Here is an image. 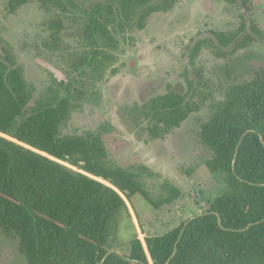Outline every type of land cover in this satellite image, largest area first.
Here are the masks:
<instances>
[{
	"label": "trees",
	"instance_id": "trees-1",
	"mask_svg": "<svg viewBox=\"0 0 264 264\" xmlns=\"http://www.w3.org/2000/svg\"><path fill=\"white\" fill-rule=\"evenodd\" d=\"M32 2L61 12L48 23L57 42L63 16L77 8L76 0H9L8 8L13 12ZM177 2L95 5L83 28L90 54L84 63L113 48L115 36L143 30L153 14L167 13ZM241 18L237 30L211 31L210 39L195 41L190 63L205 47L224 58L261 40L256 25ZM22 69L6 52L0 55V232L17 242L27 264H99L116 250L122 224H133L126 201L136 214L133 196L158 209L179 199L181 192L166 184L167 197L154 202L143 187L147 168L112 165L107 144L116 138L108 123L81 136L63 135L69 99L56 93L34 101ZM201 79L197 71L196 84L188 82L184 93L168 89L135 105L131 113L138 127L158 138L207 106L197 136L205 149L203 164L222 176L223 192L186 226L191 217L165 234L145 236L144 245L132 234L129 253L121 254L144 264H264V66L228 85L219 100L198 89ZM104 264L140 263L110 255Z\"/></svg>",
	"mask_w": 264,
	"mask_h": 264
},
{
	"label": "rangeland",
	"instance_id": "rangeland-1",
	"mask_svg": "<svg viewBox=\"0 0 264 264\" xmlns=\"http://www.w3.org/2000/svg\"><path fill=\"white\" fill-rule=\"evenodd\" d=\"M8 1L0 0V55L6 52L23 68L34 101L56 93L69 99V117L61 133L81 136L108 123L116 138L107 144L112 165L147 168L151 176L142 171L143 187L154 202L167 197L166 184L181 192L179 199L158 209L133 196L136 214L125 200L133 224H122L116 250L128 254L132 234L144 245L145 236L165 234L207 210L225 187L222 176L208 172L203 164L206 155L197 124L207 115V106L158 138L137 126L131 109L168 89L184 93L188 82L196 84L197 71L202 78L198 89L219 100L228 85L263 67L264 0H245V6L242 0H178L171 11L153 14L143 30L115 36L114 47L105 48L90 63H84L90 56L83 36L87 14L95 5L116 0H76L77 8L63 16L57 42L48 23L61 15L58 9L32 2L12 12ZM242 15L247 24L256 25L261 40L224 58L205 47L190 63L195 41L210 39L211 31L237 30ZM0 264H27L17 242L1 232Z\"/></svg>",
	"mask_w": 264,
	"mask_h": 264
},
{
	"label": "water",
	"instance_id": "water-1",
	"mask_svg": "<svg viewBox=\"0 0 264 264\" xmlns=\"http://www.w3.org/2000/svg\"><path fill=\"white\" fill-rule=\"evenodd\" d=\"M242 138H243V137H241L240 142L242 141ZM259 139H260L261 143H263V140H262V138H261L260 136H259ZM240 142L238 143V146H237V148H236L235 155H234V160H233V163H232L233 171H234L235 159H236V156H237V153H238V147H239ZM197 216H201V214H199V215H197ZM194 218H195V217H191L190 219H188V220L186 221V223H185L184 226H186V225H187L191 220H193ZM219 220H220V219L218 218L217 221H218L219 227L222 228L221 223H220ZM183 231H184V227H183V229H182L180 235L182 234ZM175 252H176V249H174V253H175ZM174 253H173V254H174ZM110 255H117V256L121 257L122 259H124V260H126V261H129V260H130L131 262H136V263L144 264V263H142V262H139V261H136V260H132V259H130V257L128 258V257L123 256V255H122L119 251H117V250H110V251H108V252L102 257V259H101V261L99 262V264H104L105 260H106ZM166 264H168V262H166Z\"/></svg>",
	"mask_w": 264,
	"mask_h": 264
}]
</instances>
